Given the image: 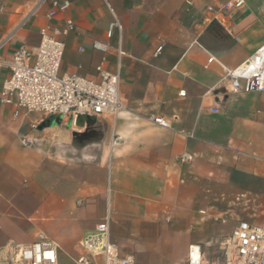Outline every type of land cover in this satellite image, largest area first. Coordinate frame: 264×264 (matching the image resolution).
<instances>
[{
    "label": "crops",
    "instance_id": "crops-1",
    "mask_svg": "<svg viewBox=\"0 0 264 264\" xmlns=\"http://www.w3.org/2000/svg\"><path fill=\"white\" fill-rule=\"evenodd\" d=\"M69 1L49 19L47 5L31 14L35 0H0V58L35 48L40 27L71 18L60 72L98 80L102 53L92 43L107 42L103 67L119 72L123 109L73 127L0 102V258L39 233L57 243L59 261L76 257L109 215L111 241L134 264H186L192 244L204 263L219 259L239 220L264 226L250 210L264 205V93H232L222 80L223 67L264 42V0L230 10L221 9L229 0H107L121 24L110 38L104 0ZM7 75L2 67L0 88ZM184 152L191 161H177ZM225 208L240 214L229 223ZM216 247L209 258L204 250Z\"/></svg>",
    "mask_w": 264,
    "mask_h": 264
},
{
    "label": "built area",
    "instance_id": "built-area-1",
    "mask_svg": "<svg viewBox=\"0 0 264 264\" xmlns=\"http://www.w3.org/2000/svg\"><path fill=\"white\" fill-rule=\"evenodd\" d=\"M104 2L111 13L106 31L110 38L114 30H121V24L107 0ZM243 2L229 0L221 5V9L239 8ZM43 5L48 6L46 16L52 19L65 13L70 1L35 0L31 14ZM73 30L74 21L67 17L60 26H42L35 48L21 45L10 60L0 58V70L2 67L8 70L0 88V102L15 103L26 112L67 117L73 127H79L87 118L119 114L123 109L118 90L119 72H110L103 67L105 55L110 50L107 42L92 43V47L102 53L101 61L95 68L98 80L60 72L65 48L63 38ZM6 40H0V50ZM194 43L201 46L198 42ZM161 48L162 45L158 46L154 54H158ZM121 54L117 49V55ZM212 61L215 58L209 55L205 67ZM223 69L222 80L228 84L230 92L264 93V42L240 65ZM215 88L214 85L212 89ZM179 95L183 96L184 91H180ZM151 119L159 126L171 127L170 122L161 116H152ZM21 142L25 145L33 143L29 136L21 137ZM191 160L192 156L186 152L177 156V161L181 163ZM109 222V215H106L81 238L82 252L71 258L73 264H134L133 257L121 254L118 246L111 241ZM58 250L56 242L39 233L34 241L18 245L9 256L0 258V264H60ZM220 251L219 259L204 263L201 246L192 244L187 250L186 264H264V226L239 220L222 242Z\"/></svg>",
    "mask_w": 264,
    "mask_h": 264
},
{
    "label": "rangeland",
    "instance_id": "rangeland-1",
    "mask_svg": "<svg viewBox=\"0 0 264 264\" xmlns=\"http://www.w3.org/2000/svg\"><path fill=\"white\" fill-rule=\"evenodd\" d=\"M253 197L255 196H249V200L250 201ZM245 200V199H244ZM242 208H246V204L245 203H242V205H240ZM252 210V212H254L256 214V218L257 219H261V220H264V205H261V206H257L256 209H250ZM224 215L227 217L229 223L232 222L240 213L237 211V212H232L228 209H224ZM229 225V224H228ZM227 225V226H228ZM228 234V231L225 232V236H227ZM204 252H207L208 254V257L211 258V257H217L219 256V247H216L215 249H211V250H204ZM71 255L74 256L77 251L76 250H71L70 251ZM60 262L61 264H73L72 262V259L71 257L66 254V253H61L60 254Z\"/></svg>",
    "mask_w": 264,
    "mask_h": 264
}]
</instances>
